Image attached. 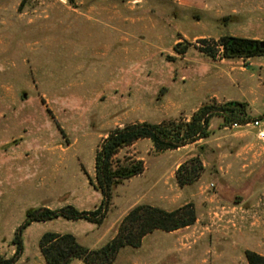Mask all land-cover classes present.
<instances>
[{"label":"rangeland","instance_id":"1","mask_svg":"<svg viewBox=\"0 0 264 264\" xmlns=\"http://www.w3.org/2000/svg\"><path fill=\"white\" fill-rule=\"evenodd\" d=\"M224 35L264 41V0H0V256L13 255L15 231L30 209L93 212L101 205L105 212L27 226L19 258L40 252L37 234H69L95 250L137 205L164 211L189 205L192 225L175 234L154 231L138 247L121 248L109 264H193L202 251L205 264H216L204 249L208 240L195 246L200 232L194 224L217 219L206 201L218 196V175L242 147L245 138L238 135L255 149L264 145L250 126L230 129L214 115L202 139L219 146L213 151H205L207 143L176 152L134 142L114 159L119 165L141 161L143 172L114 187L105 201L94 181V157L115 128L188 121L203 104L242 102L248 121L264 119V55L212 59L200 50H211ZM195 158L198 178L179 186L177 168H191ZM225 202L231 203L215 211L222 222L240 196ZM245 263L236 258L233 264ZM69 264L84 263L71 258Z\"/></svg>","mask_w":264,"mask_h":264},{"label":"trees","instance_id":"2","mask_svg":"<svg viewBox=\"0 0 264 264\" xmlns=\"http://www.w3.org/2000/svg\"><path fill=\"white\" fill-rule=\"evenodd\" d=\"M260 41L221 36L213 41L211 50L200 47V50L209 58L218 54L222 58H251L264 55ZM200 43H205L201 40ZM185 49L179 51L184 53ZM249 107L246 103L229 101L222 105L208 103L201 105L188 121H168L163 123H133L115 128L108 132L102 140L94 157V181L105 201L114 187L122 181L138 176L143 172L141 161L130 160L129 164L119 165L114 158L119 150L131 146L139 140H148L156 151H173L209 136L210 119L220 115L227 125L237 123L246 124L251 121L248 116ZM191 168L181 164L175 172V181L184 186L196 180L201 169L197 158L191 159ZM102 200V201H103ZM104 204V203H103ZM99 205L93 212L77 211L72 206L58 209L40 207L30 209L25 214L23 224L15 231L12 244L14 253L11 257L0 256V264H15L22 252L21 233L33 222H46L55 218L69 220L90 219L96 215L102 217L105 209ZM93 219V218H92ZM195 221V214L191 206L173 211H164L159 208L137 205L131 209L121 221L116 235L102 247L89 250L78 245L73 236L45 233L39 241L40 254L45 264H69L66 257L78 258L84 264H109L117 252L125 247H138L141 239L154 231L171 232L187 226ZM247 264H264V257L252 251H244Z\"/></svg>","mask_w":264,"mask_h":264},{"label":"crops","instance_id":"3","mask_svg":"<svg viewBox=\"0 0 264 264\" xmlns=\"http://www.w3.org/2000/svg\"><path fill=\"white\" fill-rule=\"evenodd\" d=\"M174 1L185 3L190 0ZM251 130L253 129L251 128ZM252 135L255 140L261 141L257 139L254 130ZM238 138L245 139L241 140L243 141L242 147L239 148L234 155L237 161L236 159L233 161H229L228 159V164L225 165L224 171H220L218 175L221 179L217 190L218 196L210 197L206 201L207 209L211 210V214L215 215L217 219L211 218V216L204 220L198 218L194 224V231L196 230L197 233L200 232L194 241L195 246L198 247L200 244H203V241L208 240L210 244L204 249H207V252H209V249L212 251V262L216 264H233L236 258L244 259L243 253L246 250L255 252L264 257V202L260 203L259 199L261 187L264 185V175L262 174L264 170V145L255 149L253 141L248 140V137H245V135H238ZM206 143V141H202L201 139L192 145L203 146L200 144L205 145ZM208 145L205 146V151H213L216 150L215 147H219L217 144ZM184 148H186V146L177 149L176 152L184 150ZM190 156H192V154ZM234 196H240V202L232 208L233 211H231V215L225 216V219L229 220L222 222L220 219L222 216L218 218V214L215 212L218 210V204H229L231 202H225V200H231ZM220 197L224 199V201H222ZM235 209H237V211H234ZM209 213L207 212L206 214L209 216ZM48 223L49 222L32 223L28 228H31L34 224H41V226H44ZM49 230L55 232L52 229ZM49 230H42V233ZM178 230V232H180L184 229L181 228ZM175 232L177 233V230L173 231L174 234ZM153 233L148 234L145 238H148V236ZM173 233L171 232L169 234ZM37 237V241H39L40 234H37ZM202 253L194 258L193 264L206 263L205 259L203 260L201 257ZM16 264L45 263L40 252H38L33 258H29L23 253Z\"/></svg>","mask_w":264,"mask_h":264},{"label":"built area","instance_id":"4","mask_svg":"<svg viewBox=\"0 0 264 264\" xmlns=\"http://www.w3.org/2000/svg\"><path fill=\"white\" fill-rule=\"evenodd\" d=\"M250 126L256 133L257 139L264 141V119H254L253 121L246 124H230L228 127L230 129H241ZM212 187V185H210Z\"/></svg>","mask_w":264,"mask_h":264},{"label":"water","instance_id":"5","mask_svg":"<svg viewBox=\"0 0 264 264\" xmlns=\"http://www.w3.org/2000/svg\"><path fill=\"white\" fill-rule=\"evenodd\" d=\"M260 46L261 47L263 46V42L260 43ZM23 97H24V95H23ZM71 258H72V254H70L69 256H67L64 262L70 260Z\"/></svg>","mask_w":264,"mask_h":264}]
</instances>
